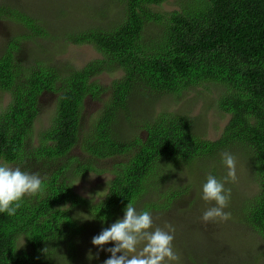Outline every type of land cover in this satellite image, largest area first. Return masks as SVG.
I'll list each match as a JSON object with an SVG mask.
<instances>
[{"label":"trees","instance_id":"obj_1","mask_svg":"<svg viewBox=\"0 0 264 264\" xmlns=\"http://www.w3.org/2000/svg\"><path fill=\"white\" fill-rule=\"evenodd\" d=\"M110 2L120 10L112 25L73 27L66 33L71 44L90 45L100 55L80 69L55 65L53 56H46L50 51L35 60L21 50L20 40L53 38L42 19L32 17L27 9L0 3V21L25 30L12 36L0 52V94L9 95L0 111V164L38 173L43 181V191L25 195L15 215L0 213V264H55L53 253L60 245L75 246L72 239L87 230L75 214L80 209L91 221L104 225L124 212L128 202L134 204L146 192L153 196L155 191L159 195L142 211L155 216L159 207L164 211L181 200L189 209L192 200L182 197L194 184L176 183L167 189L162 183L170 176H157L156 169L182 163L193 170L199 160L207 159L217 163L238 145L247 151L254 171L251 178L259 183L238 218L264 239V0H177L178 9L169 13L152 8L168 0ZM45 49L41 45V53ZM118 71L121 74L111 81L104 99L108 88L102 87L98 76ZM209 86L219 89L214 107L227 117L214 140L201 135L196 118L167 109L152 118L142 117L144 138L125 140L112 132L119 115L135 119L126 111L133 92L180 96ZM44 94L56 95L54 112L50 125L35 134ZM87 98L102 104L88 121L83 117ZM76 147L81 157L72 153ZM122 155L127 157L119 162ZM109 158L116 163L103 199L92 203L77 194L74 178L101 172L94 162ZM227 186L242 195L230 183ZM160 197H164L161 202L156 200ZM160 225L153 221V228ZM180 244L189 245L181 237L176 239ZM181 250V260L192 253L183 245Z\"/></svg>","mask_w":264,"mask_h":264},{"label":"rangeland","instance_id":"obj_2","mask_svg":"<svg viewBox=\"0 0 264 264\" xmlns=\"http://www.w3.org/2000/svg\"><path fill=\"white\" fill-rule=\"evenodd\" d=\"M1 2L13 6L18 5L19 10L27 9L32 17L42 19L47 34L53 38L52 41L47 37L28 38L24 42L20 40L23 48L21 50L29 51L30 57L35 60L42 58L43 53L46 54L50 51L52 54L47 53L46 56L47 58L53 56L52 60L55 61V65H70L74 69H80L87 62L100 58V55L90 45L71 44L66 33H69L73 27L88 28L100 25V23L112 25L118 19L120 13L119 7L114 3L112 4L110 0H0ZM152 8L155 12L169 13L178 9V3L177 0H168V2ZM23 33H25V30L19 25L0 21V52L12 36L23 35ZM41 45L46 48L42 50V53L40 50ZM25 46L29 49H25ZM120 74L119 71L102 73L98 76L99 83L102 87L108 88L111 81L119 77ZM218 93L219 89L214 86L208 88L197 87L183 92L180 96L164 94L152 96L138 90L129 96L126 103V111L133 113L135 119L130 120L119 115L118 123L116 127L114 125L112 132L115 136L127 137L125 140L136 135L144 138L145 131L141 128L142 117L152 118L158 112L167 109L170 112H186L189 116L196 118L195 125L200 129L201 135L206 139L214 140L218 138L227 121V117L221 116L214 107V100ZM108 96L109 88L102 97L106 99ZM55 98L56 95L54 94L41 96L39 114L34 124L35 134L50 125L55 107ZM8 100V94H0V111ZM101 108L102 104L99 101L87 98L83 107L84 119L86 121L91 120L92 116ZM244 149L243 146L238 145L236 151L232 148L228 150H232V155L236 158V181L234 183L227 182L224 186L225 189H229L227 185L230 183L233 189L236 192H241L242 195L231 191L228 206L224 209L225 212L230 213V219L227 221L217 220L205 223L201 220L204 211L213 206L201 199L202 185L206 182L207 176L212 173L218 176L216 177L218 180L224 181L227 168L223 161L217 162L220 167L217 163L207 159L206 161L199 160L194 164L193 170L182 163H176L177 166L176 164H169L171 166L166 167L167 169L161 167L156 169L155 175L170 176L165 183L161 181L165 188L174 186L176 183L194 184V188L187 192L184 198L182 197L185 201L192 200V207L189 209L185 208L186 204L182 206V203L180 204L182 200H179L180 202L176 206L173 205L164 211L161 207H157L155 216H152V212L150 213L155 224L160 225L161 223L160 227L165 230H167L166 225H171L175 229L174 237L178 236L174 238L172 244L179 260L168 262V264H264V239L254 230L249 229L238 218L242 215L241 211L244 205L252 202L254 194L259 189L257 179L251 178V173L254 172L250 169L252 161ZM72 153L78 157L82 156L79 147L74 148ZM126 157L127 155L119 157V162L124 161ZM115 163V160L111 158L94 162V166L102 171L99 173L90 172L79 180L74 178L72 182L74 191L92 203L102 200L107 193L108 183L113 178V172L110 170ZM165 171H168V173ZM159 191H163V189L159 188ZM153 194V196H158L159 192L155 191ZM153 196L147 192L143 194L133 204L137 212H141L143 206L151 203ZM162 198L164 199V197ZM162 198L156 200L161 202ZM75 214H77L78 219L81 217L85 221L84 225L87 230L75 235L72 239L75 246H71V248L68 246V249H66V246L61 244L57 252L53 253V262L58 264L67 260V264H104V261L110 258L111 255L106 249L114 247V244L108 243L103 246V250H99L91 244V240L118 219H123L124 212L116 216L115 220H108L104 225L98 220L91 221L92 217L81 209L77 210ZM180 237L183 239V243H189V245H176V239L178 241ZM182 245L183 249H188V253L194 252L196 256L190 253L186 260H181L179 254L183 250H179ZM89 251L93 256L92 259H88ZM208 251L213 254H209ZM70 253L72 254L71 258H69ZM68 259H70L69 262Z\"/></svg>","mask_w":264,"mask_h":264},{"label":"clouds","instance_id":"obj_3","mask_svg":"<svg viewBox=\"0 0 264 264\" xmlns=\"http://www.w3.org/2000/svg\"><path fill=\"white\" fill-rule=\"evenodd\" d=\"M222 160L227 168L224 181L209 174L202 185L201 199L213 205L207 208L201 217L205 223L230 219V213L224 209L228 206L231 191L225 189L224 185L236 181V158L225 152L222 154ZM42 185L43 181L38 173H29L22 171L20 167L0 164V213L15 215L22 198L42 192ZM166 228L167 230L153 228L151 214L148 211L137 212L133 204L128 202L123 219H118L110 227L103 229L92 238L91 244L99 250H103V246L108 243L114 244V247L106 249L111 255L104 264H168L178 261L179 256L172 244L175 229L171 225H166ZM118 253L121 254L117 255ZM92 258L89 251L88 259Z\"/></svg>","mask_w":264,"mask_h":264}]
</instances>
